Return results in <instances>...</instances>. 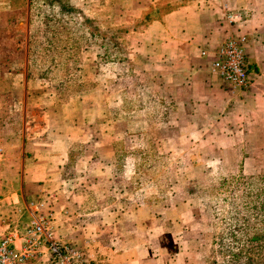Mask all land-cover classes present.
Wrapping results in <instances>:
<instances>
[{
    "label": "crops",
    "instance_id": "1",
    "mask_svg": "<svg viewBox=\"0 0 264 264\" xmlns=\"http://www.w3.org/2000/svg\"><path fill=\"white\" fill-rule=\"evenodd\" d=\"M159 1L70 3L87 15L120 25L140 18ZM170 1L176 5L174 10L150 22L134 44L136 52L153 62L157 78L169 87L167 96L175 105V119L166 127V144L173 141L174 149L187 152L191 165L197 166L206 161L216 164L206 152L220 157L227 149H237L239 133L244 135V148L255 149L253 136L264 137V0ZM6 7L8 2L0 0V11ZM229 35L245 36L246 58L251 62L249 84L235 96L210 71L215 49ZM10 53L8 47H0V238L27 221L26 197L36 185L53 182L59 192H67L62 183L71 161V131L77 129L79 114L86 122L92 117L91 112L63 111L65 107L57 105L53 124L30 125L27 50L16 58L6 56ZM104 145L107 155L99 163L105 174L111 171L116 152L112 144ZM89 146L96 148L86 144V158ZM89 158L101 157L95 150ZM112 178L116 198L101 203L99 210L58 206L62 213L57 233L80 246L90 242L91 264H209L201 234L188 226L195 224L186 206L171 208L170 203L156 201L157 191V196H151L139 189L131 192L127 208L119 189L128 179L123 175ZM69 195L78 199L82 194L76 189Z\"/></svg>",
    "mask_w": 264,
    "mask_h": 264
},
{
    "label": "rangeland",
    "instance_id": "2",
    "mask_svg": "<svg viewBox=\"0 0 264 264\" xmlns=\"http://www.w3.org/2000/svg\"><path fill=\"white\" fill-rule=\"evenodd\" d=\"M22 4L12 0L11 8L0 11V47L11 49L9 58L27 50L30 125L53 124L57 105L64 106L63 111L92 115L86 122L79 114L77 129L71 131V161L62 183L67 192L46 182L36 185L27 201L55 194L56 207L99 210L101 203L116 198L113 175H123L128 181L121 185L119 197L127 208L131 192L140 189L151 196L157 191L156 201L170 203L171 208L189 209L195 225L188 226L201 234L209 264H264V137L254 135L256 147L248 150L239 133L237 149H227L220 157L212 151L204 154L216 164L191 165L187 152L174 149L171 140L166 144V127L174 112L169 87L161 85L149 57L134 51L127 55L129 63H106L98 44L84 47L64 25H45L48 6L41 7L29 24L22 20ZM66 35L78 41L73 51ZM129 44L135 50V38L130 37ZM246 59L248 67L251 62ZM105 143L112 144L116 154L111 171L104 174L99 162L107 155ZM86 144L96 145L89 146V157L96 150L101 158H86ZM76 189L82 194L78 199L69 195Z\"/></svg>",
    "mask_w": 264,
    "mask_h": 264
},
{
    "label": "built area",
    "instance_id": "3",
    "mask_svg": "<svg viewBox=\"0 0 264 264\" xmlns=\"http://www.w3.org/2000/svg\"><path fill=\"white\" fill-rule=\"evenodd\" d=\"M245 44V36L229 35L210 63L211 73L221 79L230 96L249 84ZM55 201V194H49L44 200L27 202V221L0 238V264H91L90 242L80 246L57 233L62 210L54 206Z\"/></svg>",
    "mask_w": 264,
    "mask_h": 264
},
{
    "label": "trees",
    "instance_id": "4",
    "mask_svg": "<svg viewBox=\"0 0 264 264\" xmlns=\"http://www.w3.org/2000/svg\"><path fill=\"white\" fill-rule=\"evenodd\" d=\"M6 1L8 2V7L11 8L12 0ZM22 1V20L26 19L30 24L32 17L39 13L38 10L41 7L48 6V11H45L44 14L45 25H54V27L64 25L69 32L76 33L77 38L84 41V47L92 43L98 44L99 47L103 48V53L100 56L102 60L106 63L113 62L117 65L121 62L129 63L127 55L130 53L134 54L135 50L131 49L129 44L130 37L136 38L137 34L142 32L150 22L160 19L176 7L170 0H161L155 5H151L143 12L140 18L135 19L131 23L113 25L105 19L87 15L81 7L72 5L70 0ZM57 8L59 12H56ZM65 38L70 50L73 51V46L78 43L77 39L68 35ZM30 43L31 41L29 40L28 44ZM136 53L139 54L138 52ZM170 104H172L174 112L175 105L171 101Z\"/></svg>",
    "mask_w": 264,
    "mask_h": 264
}]
</instances>
